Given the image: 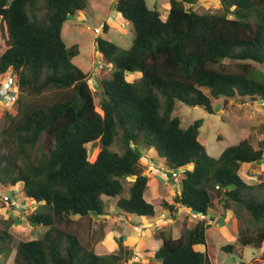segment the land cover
Instances as JSON below:
<instances>
[{
    "label": "trees",
    "instance_id": "trees-1",
    "mask_svg": "<svg viewBox=\"0 0 264 264\" xmlns=\"http://www.w3.org/2000/svg\"><path fill=\"white\" fill-rule=\"evenodd\" d=\"M197 2L169 0L164 17L146 0H116V10L132 25L133 42L122 49L107 37L96 38L98 51L113 65L111 77L98 83L97 100L89 74L74 62L80 45L63 38L65 21L84 10L88 0H0V74L11 69L16 76L17 108L21 91L53 87L67 94L32 108L4 130L13 135L21 163L0 161V191L21 182L23 194L37 204L28 219L48 227L41 237L18 243L14 264L127 261L130 250L123 237L117 253L99 254L83 247L66 226L71 216L104 215L103 196L117 200L125 215H155L146 197L149 177L140 168V145L154 149L168 170L183 175L175 203L196 213L245 210L255 228L242 229L238 241L262 246L264 180L249 183L240 168L264 159V137L258 147L241 139L216 158L200 141L204 120L186 127L173 111L183 102L213 114V98L221 97L225 103L264 101V71L252 64L264 66V0H219L221 13L198 12ZM108 27L105 23L104 30ZM138 71L133 81L127 78ZM127 183L129 195H123ZM158 235L160 247L146 251L150 261L213 264L206 221L179 237L171 229ZM12 238L8 228L0 229V255L11 250ZM222 249L233 252L236 245ZM250 264H264V257Z\"/></svg>",
    "mask_w": 264,
    "mask_h": 264
},
{
    "label": "rangeland",
    "instance_id": "rangeland-1",
    "mask_svg": "<svg viewBox=\"0 0 264 264\" xmlns=\"http://www.w3.org/2000/svg\"><path fill=\"white\" fill-rule=\"evenodd\" d=\"M146 1L150 8L154 7V0ZM156 1L158 3L157 6L163 11L165 0ZM109 4H112L111 0H88V5L83 10L88 14V18L86 20L77 19L78 24L76 27H73L70 25V23H67L63 31V38L66 44H81V55L77 56V58L74 59V62L78 64L80 62L81 56L87 58L88 60H91L93 57L95 58L96 66L94 69L97 70L99 67V74L97 71H94V69L88 72V74L89 76L94 74L98 83L100 78L111 77L113 70V65L110 64L99 51H97V44H94V42L96 43V36H108L106 34L107 30L103 29L99 35H96L94 28L96 26H104V18L107 12L106 7L103 8L102 6ZM193 8L198 12L221 13L223 11L219 0H200L193 6ZM42 11L43 10H40L38 13L40 14ZM122 27L125 29H121V31L119 29H114L117 35L114 33V35H111V33H109V35L111 38H115L116 36V40L119 43L116 41L114 42L120 46V48L127 49L133 42L132 25L127 23ZM101 61H103L108 66L105 64L101 66ZM252 64L255 68L264 71V66L254 62ZM136 74L138 77L141 75L139 71L136 72ZM133 75L134 74H127V78L130 81H133ZM92 87L96 91V99L98 100V84L93 82ZM204 90L209 93L207 88H204ZM65 95L67 94L64 91L53 87L47 88L41 92L31 90L21 91V110L20 108H17V102L13 105V107L6 108L3 106L2 101H0V161L10 163V161L12 162L17 160L18 163H21V159L17 157L16 154L15 139L11 133H4L5 128L13 123L18 122L32 108L44 106L62 98V96ZM213 104L215 113L211 114L207 112L204 107L189 106L183 102H178L173 111V116L179 117L182 125L186 127L196 119L201 118L204 120L203 125L200 128V140L205 145L208 153L213 157L218 158L225 148L237 144L241 139L244 138H249L255 147L259 146V141L264 137L263 100H247L245 102L241 100H229L228 103H225L224 98L221 97L213 98ZM138 147V150L142 153V155L147 153L148 148L143 145ZM150 151L153 154L155 153V157H159L154 149H151ZM148 160L149 159L143 157L140 162V168L145 171H149L150 177H148L151 179V184L154 189H156L158 185L157 181L162 182L158 185V199H150L155 206V217H159L161 214V206L158 202H160L162 197L169 201L174 199L179 189L177 187L178 180L182 178V174L177 172V175L172 179L168 173L162 172L161 169H151V166L154 165ZM261 165L262 167L260 173L253 176L256 179L259 178L264 180V163H261ZM246 168L247 165H242V170L240 169V173L243 178L247 180L246 175H244ZM248 178H250V176ZM256 182L257 181H254V184H257L260 181L257 183ZM21 185L22 183L18 182L17 188L9 185L2 186V191L0 192L5 193L6 191L7 194H11L15 198H18L19 194L23 195V189L21 188ZM123 195H129V183L125 185V191ZM150 198H152V196ZM166 200L161 201L160 204L164 206L163 203L166 202ZM102 201L105 205V214L107 217H112L111 219L108 221L99 219L95 221L93 214L92 216L84 218H77L79 216L75 215L71 216V219L73 220L72 222L67 223L66 229L78 236L79 242L83 247L89 249L92 248L99 254L117 253L119 250V240L117 241L118 234H116V228L119 227L123 230L125 227H127L132 229L135 225H139L138 222L142 220V216L133 215L128 220V217L118 208L117 200L103 196ZM2 203L4 204V202L0 201L1 205ZM36 207V203L30 206V204L27 202L22 208L23 211L18 215L19 220L14 222L11 215H14L15 213L13 211H7V214H9L7 216L8 218H6L4 221H0V229L8 228L9 232L13 236V240L10 244L11 250H5L4 253L0 255V261H2V264H14V256L18 243L22 240H30L41 237L44 233V230L47 229L46 226H37L28 219V215L33 212ZM15 208L16 207L9 206L8 209L12 210ZM213 211H215L214 213L216 215L211 214L210 216H215V219L210 217L211 220H207V238L209 244L214 247L212 254L218 264H250L256 258H260L261 256L264 257V242L262 246L258 248L252 245L243 246L238 241V236L242 229H249L250 231L254 232L253 229L255 228L251 219L249 218V214L245 210H239L238 213H235L234 215L232 214L231 218H227V216L225 217L222 208H214ZM120 215L122 218H118ZM148 218L150 220L153 219V217ZM63 227H65V224H63ZM110 237H113V239ZM151 241V246L158 249L160 246L159 236L153 238ZM226 244L236 245V250L233 252L225 251L222 249V247ZM126 248L130 250V256L129 259H127V261L123 262L122 264H140L148 261L145 258H143V261L139 258L140 256L142 257L144 255L143 251L139 250L141 247L132 249L133 247L127 243ZM198 248L203 250L204 246L198 245ZM150 262L153 264L158 263L157 261Z\"/></svg>",
    "mask_w": 264,
    "mask_h": 264
},
{
    "label": "crops",
    "instance_id": "crops-1",
    "mask_svg": "<svg viewBox=\"0 0 264 264\" xmlns=\"http://www.w3.org/2000/svg\"><path fill=\"white\" fill-rule=\"evenodd\" d=\"M116 0H111V3L113 4H109V5H105V6H102L103 8L106 7V14H105V23L108 24V30H107V35L106 36L107 38H109L110 40L112 41H116L117 43H119L117 40H116V36L115 38H111V36L109 35V33H111V35L114 33L115 35L116 32L114 29H119L121 31V29H125L123 28L122 26L125 24H127L128 22L124 19V17L122 16V14L116 10L115 8V2ZM200 1V0H198ZM153 5L154 7H158V3L156 0H154L153 2ZM194 6V5H193ZM169 7H170V3H169V0H165L164 2V10L161 11L163 16L166 17L168 15V12H169ZM159 8V7H158ZM160 9V8H159ZM88 18V14L85 13V11H79L77 14H75L74 16H71L70 19H68L67 21H65V24H64V27H63V31H64V28L65 26L67 25V23H70L71 26L73 27H76V25L78 24V20L77 19H83V20H86ZM72 19V20H71ZM96 27H101V26H96ZM100 34V33H99ZM99 34H96V35H99ZM113 34V35H114ZM120 35V34H118ZM98 37V36H96ZM104 37V36H102ZM121 37V36H120ZM121 39V38H120ZM94 44H96L94 42ZM79 45L81 46V44L79 43ZM97 47V46H96ZM98 51V49H97ZM80 55H81V49H80ZM79 55V56H80ZM77 58V57H76ZM88 61H89V64H88ZM95 58L93 57L91 60L85 58V57H82L80 58V62L78 63V65L83 69L85 70L87 73L92 71L94 68H95ZM105 63L103 61H101L100 65H104ZM106 65V64H105ZM108 66V65H106ZM94 71H97V73L99 74V67L98 69H94ZM93 71V72H94ZM127 74H134L133 75V78L135 79L137 77V74L135 72H128ZM136 74V75H135ZM136 76V77H135ZM99 79V78H98ZM102 78L99 79V81L101 80ZM133 79V80H134ZM201 141V140H200ZM151 149H148L147 150V153L144 154V157L149 159L148 161L151 162V164H153L154 166H151V169H161L162 172H165V173H168V175H170L172 177V171L168 170L167 167L165 166V163H164V160L160 157H155V153H151L150 151ZM261 163H264L263 160L262 161H258V162H253V163H243L242 165H247V168L245 170V174L246 177H247V181L249 183H253L254 184V181H262V179H259V178H254L253 175H257L260 173L261 171ZM157 167H156V166ZM242 170V166L240 168ZM145 171V170H144ZM145 173L150 177V173L149 171H145ZM163 175V174H162ZM250 176V178H248ZM253 176V177H252ZM165 178V177H164ZM173 179V177H172ZM157 181V180H156ZM180 180H178V185L177 187L180 188ZM256 182V183H257ZM151 179L149 178V181H148V185H149V191H148V195H146L147 199L151 202L150 199H158L157 197L159 196L157 193V190H158V185L160 183H162L161 181H157L158 185L156 187V189L153 188L152 184H151ZM156 183V184H157ZM18 186H14V188H17ZM22 188V186H21ZM175 188V186H174ZM12 190V189H10ZM6 192V191H5ZM23 194V193H22ZM152 196V198H150ZM20 197V198H19ZM19 197L18 198H15L18 200V203H19V207H16L15 209H12V210H9V206L2 200V198L0 197V201L4 202V204L2 203V205L0 204V221L1 220H5L6 218H8L7 216L9 214H7V211H13L15 214L14 215H11L12 218H13V221L16 222L17 220H19L18 218V215L23 211V207L26 205V203L28 202V204H30V206L33 203V200H30L28 199L24 194L21 195L19 194ZM166 200L164 197L161 198L160 202L161 201H164ZM159 203V205L161 206V213H165L167 216L165 218H161L160 215L159 217H155V215L153 216V219L150 220L148 217H143L142 216V220L139 221V225L141 227L140 231H137L135 230V225L132 229L131 228H127L125 227V229L122 230V228H119L117 227L116 228V234H118L117 236V241L120 239V237H123V239L126 241V243H129L133 248L132 249H136L138 247H141L139 248V250L143 251L144 255L141 257H139L142 261L144 260L143 258L147 259L148 261L147 262H150V260L145 257L146 255V251L149 250V249H156L154 247L151 246L150 243H152V239L159 236L158 235V232L161 231V230H165V229H171L174 237H179L183 231L187 228H191L195 225V223L197 222L196 220L193 219L192 217V210H190L189 208H187L186 206L182 205V204H177L175 203L174 199H172L171 201L169 200H166V202H168L169 204H175V207L176 209L174 211H172L170 209V207H167V206H162L161 204ZM152 203V202H151ZM221 208V207H219ZM25 210V209H24ZM214 209H212V211L210 210L209 211V216L211 214L213 215H216L213 211ZM225 217L227 216V218H231V215L226 213L224 214ZM128 217V220L131 218V216L133 215H126ZM93 217H94V220H104V221H108L109 219H111L112 217H107L106 214L104 215H97V214H93ZM211 217V216H210ZM77 218H80L77 217ZM118 218H122V216H118ZM212 219L214 218L215 219V216L211 217ZM218 218V217H217ZM210 221V220H209ZM13 222V223H14ZM34 224V223H33ZM37 225V224H35ZM39 226V225H37ZM116 226H117V223H116ZM207 226V225H206ZM48 229V227H46ZM33 229V228H32ZM40 229V228H39ZM45 229L44 232L47 230ZM40 232V230H39ZM38 237V236H37ZM111 239H113V237H110ZM160 238V237H159ZM151 239V240H149ZM147 242V244H146ZM119 243V242H118ZM162 241L160 239V245H161ZM209 243V242H208ZM160 247V246H159ZM239 250V249H238ZM138 251V250H137ZM240 251V250H239ZM241 252V251H240ZM212 262L213 264H218L216 262V259L214 258V256H212ZM258 259V258H256ZM0 264H2V261H0Z\"/></svg>",
    "mask_w": 264,
    "mask_h": 264
},
{
    "label": "built area",
    "instance_id": "built-area-1",
    "mask_svg": "<svg viewBox=\"0 0 264 264\" xmlns=\"http://www.w3.org/2000/svg\"><path fill=\"white\" fill-rule=\"evenodd\" d=\"M94 31H95V33H100L101 28L96 27L94 29ZM3 79L4 78L0 76V82H2ZM12 81H13L12 79L7 78L6 80H4V83L0 87V99H1L0 101H2V103L5 107H11L15 103L16 91L11 89V86L13 85ZM1 197H2L3 201L9 206H16L18 204V201L7 193L1 194ZM162 216L164 217L165 214H162ZM192 216L194 219H197V220L207 218V215L204 213L193 212ZM136 229H139V228L136 227ZM237 264H243V263H237Z\"/></svg>",
    "mask_w": 264,
    "mask_h": 264
},
{
    "label": "clouds",
    "instance_id": "clouds-1",
    "mask_svg": "<svg viewBox=\"0 0 264 264\" xmlns=\"http://www.w3.org/2000/svg\"><path fill=\"white\" fill-rule=\"evenodd\" d=\"M96 28V27H95ZM94 28V29H95ZM101 28V32H102V29L104 30V26L103 27H100ZM95 32V31H94ZM100 32V33H101ZM96 34H99V33H96ZM99 37V36H98ZM102 37V36H101ZM0 76L1 77H3L4 79H3V81L2 82H0V87H1V85L4 83V80H6L7 78H9V79H12L13 81V85L11 86V89H13L14 91H16V99H15V103L17 102V95H18V91H19V87H18V80H17V78H16V76L14 75V73L12 72V70L10 69L8 72H5L4 74H0ZM90 82H91V86H92V83L93 82H95L96 84H98V81H97V78H95V76H94V74L93 75H91L90 76ZM14 103V104H15ZM4 106V105H3ZM5 107V106H4ZM11 107H13V106H11ZM11 107H6V108H11ZM264 160V159H263ZM177 172L178 171H173L171 174H172V177H174V176H176L177 175ZM183 176V175H182ZM180 184H181V181H180ZM6 193V192H5ZM1 194H4V193H1L0 192V197H1ZM9 195H11V194H9ZM13 198H14V196L13 195H11ZM2 198V197H1ZM15 199V198H14ZM3 200V199H2ZM17 200V199H16ZM18 201V200H17ZM33 203H34V201H33ZM9 206V205H8ZM13 207H19V203L16 205V206H13ZM193 213V212H192ZM191 213V214H192ZM162 214H165V213H161V215H160V217L161 218H165L167 215L165 214V216L163 217L162 216ZM204 214H206L207 215V218L206 219H201V220H204V221H206V225H207V220L209 221V220H211V218H210V216H209V214L208 213H204ZM193 217V216H192ZM194 219V218H193ZM194 220H196V221H200V220H197V219H194ZM136 227H138L139 229H136ZM207 227V226H206ZM140 229H141V227H140V225H138V226H135V230H137V231H140ZM243 264H245V263H243Z\"/></svg>",
    "mask_w": 264,
    "mask_h": 264
},
{
    "label": "water",
    "instance_id": "water-1",
    "mask_svg": "<svg viewBox=\"0 0 264 264\" xmlns=\"http://www.w3.org/2000/svg\"><path fill=\"white\" fill-rule=\"evenodd\" d=\"M132 179H134V177H132Z\"/></svg>",
    "mask_w": 264,
    "mask_h": 264
}]
</instances>
